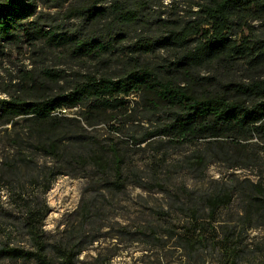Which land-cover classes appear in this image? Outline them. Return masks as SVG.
I'll list each match as a JSON object with an SVG mask.
<instances>
[{
  "label": "rangeland",
  "instance_id": "obj_1",
  "mask_svg": "<svg viewBox=\"0 0 264 264\" xmlns=\"http://www.w3.org/2000/svg\"><path fill=\"white\" fill-rule=\"evenodd\" d=\"M31 1L37 7L31 20L45 29L99 38L117 36L116 49L113 54L93 59L75 56L67 48L45 42H39L35 47L26 39L9 44L0 54V98L41 99L70 88L74 81L84 80L88 74L119 78L137 64H146L168 74L166 59L175 58L172 50L159 48L155 53L146 54L136 50V45L143 40L163 38L170 29H184L200 20L199 4L207 0ZM120 7L135 11L139 19L130 24L115 21L116 10ZM98 14L101 16L97 17ZM252 24L257 28V34L264 37V26L259 21ZM238 35V30H234L233 36ZM46 70L64 76L54 81L45 74ZM26 72L32 73L35 82H23ZM259 72L264 74V69ZM196 75L212 77L215 80L210 86L219 88L231 82L247 81L252 73L240 61L229 68L203 67L196 71ZM129 99L135 101L138 97ZM83 109L62 112L56 130L45 126L41 136L48 142L59 139L63 147L70 145L68 129L79 130L94 138L90 149L92 155L103 152L110 157L113 153L111 147H115L125 160L121 166L128 179L125 186L118 189L112 184L116 178L111 170L104 172L89 161L60 167L54 156L39 148L38 133L23 119H18L15 125L1 126L0 171L7 158L19 157L25 164L16 160L14 173L9 170L6 180L0 183V245L10 242L11 245L31 247L29 235L20 231L17 225L25 214L20 199H33L49 208L43 227L48 244L65 243L71 239V232L76 235L80 228H85L89 240L98 239L74 258V264H221L222 226L238 222L241 207L238 193H235L231 206L220 208L214 218L206 212L200 214L199 223H210L216 227V232L211 226L192 228L193 215L181 211L175 199H186L184 189L205 193L231 180H264V152L256 166L240 168L236 166L238 160L225 158L223 148H218L221 144L199 142L177 147L165 142L167 138H159L162 142L155 147L136 144L132 138L139 139L168 115L150 117L139 108L122 123L106 121L89 126L81 114ZM113 125L119 126L120 130L116 131ZM36 130H39L38 126ZM253 141L264 144L258 137ZM207 146L217 154L205 176L200 177L187 168L186 159L196 149ZM50 171H53L50 176L53 183L44 192L41 177ZM85 207L92 208V212L99 210V215L92 217V220L96 218L94 224L84 221L82 212ZM170 230H174V234ZM200 236L206 237V245L198 244ZM74 238H80V234ZM245 243L250 252L243 264H261L264 250L259 248L264 246V227L251 230ZM190 244L195 245L196 251L190 250ZM56 255V259L60 258ZM0 264L37 262L2 259Z\"/></svg>",
  "mask_w": 264,
  "mask_h": 264
},
{
  "label": "trees",
  "instance_id": "obj_2",
  "mask_svg": "<svg viewBox=\"0 0 264 264\" xmlns=\"http://www.w3.org/2000/svg\"><path fill=\"white\" fill-rule=\"evenodd\" d=\"M199 7L200 20L184 29H170L163 38L143 40L136 45V50L146 54L155 53L159 48L172 50L175 58L166 59L168 74L146 64H137L119 78L88 74L84 80L74 81L70 88L41 99L20 96L0 98V127L15 125L18 119H23L30 129L34 126L32 130L40 137L39 148L54 156L57 165L63 167L92 162L104 172H113L116 179L112 184L118 189L123 188L128 179L121 170L125 160L115 147H111L113 153L110 157L103 152L92 155L90 149L93 148L94 138L79 130L68 129L70 145L63 147L59 139L48 142L41 136L45 126L55 131L60 125L62 109L84 108L81 114L89 126L106 121L122 123L139 108L150 117L167 114V118L159 120L154 129L148 130L139 139L132 138L133 142L155 147L162 142L159 138H167L165 142L177 147L199 142L221 144L218 148H223L226 159L238 160L236 166H256L264 152V144L253 141L258 137L264 142V74L259 72L264 69V37L257 34L252 22L259 21L264 26V0H207ZM36 10V4L31 0H0V54L9 44L19 43L23 39L34 47L39 42H45L67 48L75 56L93 59L113 54L116 49L117 36L99 38L78 32L45 29L37 21L31 20ZM100 16L98 14L97 17ZM138 19L133 10L122 7L116 10L115 21L122 24L134 23ZM234 30H238V37L233 36ZM245 31L248 33L245 34ZM240 61L252 73L247 81L212 88L210 85L214 84L215 79L196 75V71L203 67L229 68ZM45 74L54 81L64 76L50 70H46ZM22 80L26 84L35 82L31 72H26ZM133 96L138 100L130 101L129 97ZM37 126L39 130H36ZM112 127L120 130L119 126ZM100 148L105 149L102 145ZM216 154L217 151L211 146L196 149L186 159V166L203 177ZM16 160L25 164L22 158H7L0 171V183L6 180L9 170L14 173ZM50 172H45L41 177L45 184L44 192L53 183V177H50L53 171ZM183 192L186 199L178 197L175 201L181 211L193 215L191 227L197 230L211 226L215 232L216 227L210 223H199L200 214L206 212L210 218H214L220 208L231 206L235 193H238L241 204L238 222L222 226L224 243L219 255L221 264H243L250 252L245 243L249 232L264 227V180H231L205 193L187 189ZM20 200L25 214L17 227L29 235L31 247L4 243L0 245V260L74 264V258L98 240H89L85 228H80L76 232L80 238L75 239L72 231L69 241L58 245L48 244L43 228L49 213L48 206L33 199ZM98 213V209L92 212V208L85 207L83 219L94 224L96 218L92 220V217ZM170 233L174 234V230H170ZM206 241V237L200 236L198 244L206 245ZM188 246L192 252L196 251L195 245ZM259 250H264V246ZM56 254L60 258L56 259Z\"/></svg>",
  "mask_w": 264,
  "mask_h": 264
},
{
  "label": "built area",
  "instance_id": "obj_3",
  "mask_svg": "<svg viewBox=\"0 0 264 264\" xmlns=\"http://www.w3.org/2000/svg\"><path fill=\"white\" fill-rule=\"evenodd\" d=\"M67 109H62V112H65Z\"/></svg>",
  "mask_w": 264,
  "mask_h": 264
}]
</instances>
